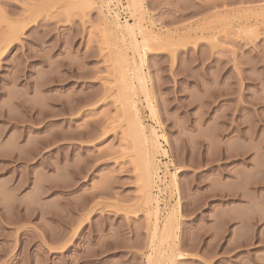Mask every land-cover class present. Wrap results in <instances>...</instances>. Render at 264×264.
Here are the masks:
<instances>
[{"label":"rangeland","instance_id":"rangeland-1","mask_svg":"<svg viewBox=\"0 0 264 264\" xmlns=\"http://www.w3.org/2000/svg\"><path fill=\"white\" fill-rule=\"evenodd\" d=\"M112 1L0 0V264H264V0Z\"/></svg>","mask_w":264,"mask_h":264},{"label":"bare ground","instance_id":"bare-ground-1","mask_svg":"<svg viewBox=\"0 0 264 264\" xmlns=\"http://www.w3.org/2000/svg\"><path fill=\"white\" fill-rule=\"evenodd\" d=\"M83 1H78L76 3V6H82L83 4ZM139 0H131V4H132V7H137L139 5ZM234 5V4H233ZM133 7V8H134ZM81 8V7H80ZM132 8V9H133ZM139 8V7H137ZM199 14V13H198ZM141 15V14H140ZM215 16V15H214ZM142 17V16H141ZM229 20V19H228ZM139 21V20H138ZM137 21V22H138ZM243 21V20H242ZM135 22L137 25L139 23ZM240 22V21H239ZM244 23V21H243ZM138 27V26H137ZM124 30H125V35L130 39L131 42H134V46L135 47V30H134V25L132 24H125L124 25ZM124 32V31H123ZM120 33V32H119ZM124 34V33H123ZM123 38V37H122ZM155 38V37H154ZM128 39V40H129ZM125 42V41H124ZM130 43V42H129ZM133 44V43H132ZM130 45V44H129ZM131 46V45H130ZM136 48V47H135ZM139 60V59H138ZM139 63V62H138ZM140 64V63H139ZM133 65V64H132ZM135 72V80L138 82L139 86L140 87H143L144 85V82H142L144 79L141 75V73L139 72V69L138 71L134 70ZM126 105V104H125ZM134 105V104H133ZM127 106H130V105H127ZM136 106V105H135ZM126 108V107H125ZM132 108V107H131ZM151 108V107H150ZM127 109V108H126ZM125 109V110H126ZM133 109H134V106H133ZM132 109V110H133ZM127 111V110H126ZM133 112V111H132ZM135 112V111H134ZM138 111H136L137 113ZM137 115V114H136ZM133 117H135V114H133ZM136 118V117H135ZM134 119V118H133ZM137 120V119H136ZM135 123V125L133 126V124ZM132 124V132L134 134V136L137 138L138 140V145L141 147V153H140V165H141V175H142V179H141V183H142V197H143V200H144V204L145 206H147L148 208H150V204H151V201H152V197H151V188H152V184H153V181L151 183V160H150V154H149V142H152L153 144H155V142L157 141V138L159 139V135L155 134L154 132L151 133V136L152 138L149 140L145 134V127L143 124H141L140 121L138 122H134ZM149 127V126H148ZM151 144V143H150ZM155 147V146H153ZM152 147V148H153ZM159 147V146H158ZM159 149V148H158ZM164 154V153H163ZM153 168V167H152ZM153 173V172H152ZM153 177V176H152ZM158 178V177H156ZM159 179V178H158ZM156 179V180H158ZM155 181V180H154ZM158 182V181H157ZM142 199V198H141ZM158 210V209H157ZM157 210L154 211V215L155 217L154 218H157ZM172 215V213H171ZM173 215L170 217L172 218ZM169 218V219H170ZM156 220V219H155ZM171 221V220H170ZM157 222L155 221V224ZM171 223V222H170ZM169 223V224H170ZM158 228V227H157ZM156 228V231H158Z\"/></svg>","mask_w":264,"mask_h":264},{"label":"built area","instance_id":"built-area-1","mask_svg":"<svg viewBox=\"0 0 264 264\" xmlns=\"http://www.w3.org/2000/svg\"><path fill=\"white\" fill-rule=\"evenodd\" d=\"M126 1L127 0H113L112 3L113 2L116 3V4L118 3L116 8L118 10L117 13H118L119 18H123V19L129 20Z\"/></svg>","mask_w":264,"mask_h":264}]
</instances>
